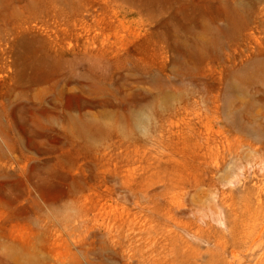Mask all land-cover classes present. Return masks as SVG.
Returning <instances> with one entry per match:
<instances>
[{"label":"rangeland","instance_id":"1","mask_svg":"<svg viewBox=\"0 0 264 264\" xmlns=\"http://www.w3.org/2000/svg\"><path fill=\"white\" fill-rule=\"evenodd\" d=\"M0 264H264V0H0Z\"/></svg>","mask_w":264,"mask_h":264},{"label":"bare ground","instance_id":"2","mask_svg":"<svg viewBox=\"0 0 264 264\" xmlns=\"http://www.w3.org/2000/svg\"><path fill=\"white\" fill-rule=\"evenodd\" d=\"M60 77H61V76H60ZM36 78H37V79H35V80H39V81H40V80L44 79V76H43L42 74L39 73V74H37ZM93 96H94V95H93ZM51 103H52V102H51ZM62 114H63V115L61 116V118H62L63 121L67 120L68 118H69V119H74V117L72 118V117H70V115H67V114H65V113H62ZM46 115H47V114H46ZM46 117H47V116H46ZM38 120H39V118H38ZM40 120H41V119H40ZM40 120H39V121H40ZM47 121H48V120H47ZM42 122H43V121H42ZM79 127H80V126H79ZM85 134H86V133H85Z\"/></svg>","mask_w":264,"mask_h":264}]
</instances>
